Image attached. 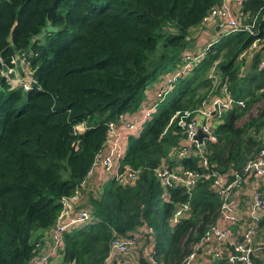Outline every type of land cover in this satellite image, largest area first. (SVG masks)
<instances>
[{
    "label": "trees",
    "instance_id": "trees-1",
    "mask_svg": "<svg viewBox=\"0 0 264 264\" xmlns=\"http://www.w3.org/2000/svg\"><path fill=\"white\" fill-rule=\"evenodd\" d=\"M220 2L0 0V264H29L55 222L60 198L71 195L96 167L105 171L106 179L100 187H82L77 198L84 204L74 207L75 213L87 210L89 219L61 235L60 255L67 264H103L115 236L143 237L146 246L147 227L154 230L153 259L181 264L208 226L218 221L220 200L209 180L199 179L190 194L172 186L163 200L153 171L162 162L201 170L196 155L178 160L168 156L184 143L171 117L194 110L223 83L244 107L233 105L214 116L210 126L217 140L204 146L207 170L238 171L254 156L258 142L248 130L259 131L264 107L240 126L235 121L264 96L261 50L248 60L243 56L252 42L263 41L262 0H241L234 13L241 23L254 19L252 32L220 29L221 35L201 50L190 73L173 85L149 119L124 136L116 170H138L132 184L118 183L114 170L92 163L102 153L106 123L140 116L152 104L157 90L147 85H157L159 76L181 64L189 32ZM47 23L56 30L39 37ZM12 58L21 76L29 74L35 86L23 90L14 75L1 73L2 64L11 65ZM184 202L189 212L169 225L173 207ZM136 252L141 255V248ZM262 252L258 264H264V248ZM138 261L146 264L143 257ZM210 264L227 263L220 258Z\"/></svg>",
    "mask_w": 264,
    "mask_h": 264
},
{
    "label": "built area",
    "instance_id": "built-area-1",
    "mask_svg": "<svg viewBox=\"0 0 264 264\" xmlns=\"http://www.w3.org/2000/svg\"><path fill=\"white\" fill-rule=\"evenodd\" d=\"M262 1L264 3V0ZM238 16L231 11L224 0H221L218 5L212 6L208 10L202 22L215 19L217 20L218 28H226L225 31L227 32L241 29L249 33L252 32L254 19L250 22L245 21L241 23V18ZM261 17L264 20V13L261 14ZM256 42L251 43L250 49L254 48ZM202 55L203 51L201 50L198 54H185L181 58L180 65L175 67L170 73L161 75L156 85L157 91L154 95V101L147 108L143 109L140 116L120 120L119 122L108 121L106 123L107 137L100 149L101 151L99 150L102 153L100 157L94 158L92 167L100 162L105 170H114L113 177L118 183L132 184L134 182L138 175V170L126 166L116 170L124 147L119 145L120 139L123 140L127 133L138 131L140 125L154 113L158 103L164 100L173 85L181 76H184L189 71L195 61ZM9 63L11 65L2 64L1 73L7 76L14 75L13 77L22 89L28 90L31 87L30 83L33 81L32 77L29 74L26 75V78L22 77V72L17 75L16 66L18 64L16 59L12 58ZM261 65L264 66V62H261ZM233 105L243 107L244 103L242 100H234L228 94L226 84L223 83L216 94H211L201 100L199 108L176 111L171 117V121L175 120L179 125L180 132L184 136V143L172 148L168 156L170 159L178 160L179 158L196 155L198 157V166L201 170L183 168L177 163L172 167H167L162 162L153 171L154 178L162 189L161 198L163 200L168 199L169 194L167 191L172 186H179L182 188V192L190 194V191L199 179L209 180L212 189L220 200L218 221L208 226L202 237L191 246L190 251L182 259L181 264H202L201 260L205 259L199 258L200 254H208L211 257V261L223 258L227 264H258V257L256 255L264 248V245L256 239V226L261 221V218H264V197L260 192L252 191L248 206V217L246 219L242 221L235 216V212H237V208L242 202L240 192L245 179L247 178V183L253 185L264 181V114L261 118L262 124L259 131L255 134L253 131H250V134L252 136L254 134L258 142L257 150L251 159L243 163L238 171L220 173L214 170H207L208 166L204 154V146L207 142H216L217 140L209 124V120L214 118V116L220 117L224 111L230 109ZM191 113L192 116H190ZM81 125L79 126L81 127ZM198 132L203 134L200 141L196 138ZM91 173V169L88 170L80 181L79 187H75L71 195L60 198L61 208L54 225L46 232L43 247L40 249L38 247L35 257L29 264H67L60 255L61 235L69 226L90 217L85 209H80L75 213L71 200L78 199L77 197L82 187L85 190ZM188 212L189 206L187 202L174 206L169 218V225L172 226L178 223ZM219 221L222 222V226L218 224ZM231 224H237L240 231L236 234L233 233L229 228ZM145 232L149 235V239H147L146 246L141 248V257H143L146 264H160L153 259L151 252H149L150 247L155 241L154 230L152 227H147ZM140 241H144L143 237H140V239L136 236L127 238L113 237L103 264H140L138 258L134 255H139L138 252L135 253L134 248L138 246ZM36 246L38 245L36 244ZM113 253L118 254L120 257L119 261L114 259V263L111 262Z\"/></svg>",
    "mask_w": 264,
    "mask_h": 264
},
{
    "label": "crops",
    "instance_id": "crops-1",
    "mask_svg": "<svg viewBox=\"0 0 264 264\" xmlns=\"http://www.w3.org/2000/svg\"><path fill=\"white\" fill-rule=\"evenodd\" d=\"M224 1L230 7V9L233 11V13H235L237 11L239 4L241 2V0H224ZM235 9H236V11H234ZM216 21L217 20L213 19V20H208V21L202 22L198 25V27L191 30V31H194V33L191 31L189 32V37H188L189 38L188 39L189 45L187 47H191L193 49L194 45L199 44L196 48L197 52H199L200 50L205 48L207 45L212 43L216 39V37H218V33L220 30V28H218V26H217ZM200 29H202V30L199 33ZM191 33H193V34H191ZM194 34H195V36H194ZM189 50H191V49H189ZM256 50H258V51L261 50L263 56H262L260 62H264V38H263V41L261 43L256 42L253 49H250V50L247 49L244 52L243 56L246 58V60H248L249 57L251 56L252 52L253 51L256 52ZM197 52H193V53H197ZM211 77H214V75H211ZM215 77L212 81L214 85L217 83ZM209 94L211 95V93H208L207 96H209ZM106 177L107 176H106L105 171L103 172V170L100 167H96L93 170V172L91 173V176L89 177V180H88V185L86 186L84 191L95 188L97 186V184H98L97 187H100L101 186L100 183H103L104 180L106 179ZM254 190L260 192V194L264 197V181L253 185V184L247 183V178H246L245 183H243L242 189L240 192L242 202L240 203L239 207L237 208V212H235L236 218H238V219L240 218L243 221L244 219H246L248 217V206L250 203V195H251L252 191H254ZM218 224L220 226H222L221 221H219ZM229 228L235 234L240 231V228L237 224H231V225H229ZM256 233H257L256 239L259 241V243H262L264 245V218H261V221L256 226ZM136 248H137V246L134 249H136ZM262 251H263V249H261L259 254L256 256L261 257V253H263ZM134 255H135V257L139 258V256L137 254H134ZM202 255L203 254H200L198 256L199 258L206 260V261L201 260L202 264H210L211 263V257L208 254H204L207 257V259H206ZM114 259L116 261H119V259H120L119 255H118V257H116L115 255H114V258L111 257V262H113ZM197 261H199V260H197ZM203 261H205V262H203Z\"/></svg>",
    "mask_w": 264,
    "mask_h": 264
},
{
    "label": "rangeland",
    "instance_id": "rangeland-1",
    "mask_svg": "<svg viewBox=\"0 0 264 264\" xmlns=\"http://www.w3.org/2000/svg\"><path fill=\"white\" fill-rule=\"evenodd\" d=\"M232 11V10H231ZM234 11H236V9L234 10ZM233 12V11H232ZM202 29H200L199 30V33H200V31H201ZM191 32H193L194 33V31H191ZM193 33H191V34H193ZM221 34H220V32L218 33V37L220 36ZM194 36H195V34H194ZM189 38H187L186 40H187V42H189V40H188ZM189 45V44H188ZM187 45V46H188ZM199 45V44H198ZM198 45H194V47H193V49L191 48V47H186L184 50H185V52H184V54H192L193 52H197V46ZM189 49H191V50H189ZM183 50V51H184ZM182 51V52H183ZM190 73V69H189V71L185 74V75H187V74H189ZM160 77V76H159ZM181 78H182V76H181ZM213 79H214V77H213ZM147 88L149 89V90H153V89H155L156 88V84H155V82H153V83H150L149 85H147ZM209 93H211V94H213V92L210 90L209 91ZM210 95V94H209ZM222 98H223V96H222ZM202 99H204V97L202 98ZM201 99V100H202ZM224 99V98H223ZM201 100H200V102H199V105L195 108V109H197V108H199L200 107V105H201ZM244 107V106H243ZM264 107V96L263 97H261L259 100H257V101H255L253 104H251L250 106H248V108H246L245 109V111H244V113L238 118V119H236V121H235V124L237 125V126H240V125H242V124H244V123H246L247 122V120L249 119V118H253V117H255L256 115H258L259 113H260V111L262 110V108ZM194 109V110H195ZM187 110V109H186ZM215 122V119L214 118H212L210 121H209V124H212V123H214ZM248 131H253L252 129H249ZM255 134V133H254ZM253 134V136H254V138H255V135ZM119 145L121 146V147H123L124 146V140H122V139H120V141H119ZM85 194H87V193H85ZM84 204V202L82 201V199L80 198V200L79 199H72L71 200V204L75 207V206H78V205H80V204ZM53 225H54V223H53ZM53 225L51 226V227H53ZM51 227H49V228H51ZM144 241H140L139 242V244H138V246H137V248H143V246H144ZM135 253H136V249H135ZM139 256V258L141 257V255H138ZM199 262V261H198Z\"/></svg>",
    "mask_w": 264,
    "mask_h": 264
},
{
    "label": "water",
    "instance_id": "water-1",
    "mask_svg": "<svg viewBox=\"0 0 264 264\" xmlns=\"http://www.w3.org/2000/svg\"><path fill=\"white\" fill-rule=\"evenodd\" d=\"M55 30H56V28H55L54 26H51L49 23H47L46 26H45V28H43V30H41V32L39 33V37H42L43 35H45V34L51 32V31H55ZM16 70H17V72H18L19 74L21 73V68H20V66H17V67H16ZM30 85H31V86H35L36 84H35L34 81H32V82L30 83ZM202 136H203V134H202L201 132H198L197 135H196L197 140L200 141V139H201Z\"/></svg>",
    "mask_w": 264,
    "mask_h": 264
}]
</instances>
